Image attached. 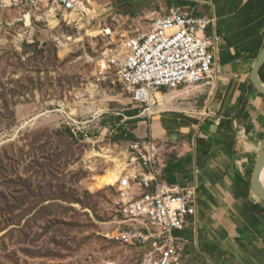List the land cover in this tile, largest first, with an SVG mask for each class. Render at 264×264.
<instances>
[{
	"label": "rangeland",
	"instance_id": "obj_1",
	"mask_svg": "<svg viewBox=\"0 0 264 264\" xmlns=\"http://www.w3.org/2000/svg\"><path fill=\"white\" fill-rule=\"evenodd\" d=\"M131 1L91 0L100 15L79 29L29 23L0 0V264H138L143 257L115 240L120 193L106 184L135 142L119 136L152 139L149 119L165 109L160 101L150 110L133 103L101 67L122 38L148 26L152 10L132 15ZM104 28L112 30L108 39L99 37ZM213 85L193 96L198 107Z\"/></svg>",
	"mask_w": 264,
	"mask_h": 264
},
{
	"label": "crops",
	"instance_id": "obj_2",
	"mask_svg": "<svg viewBox=\"0 0 264 264\" xmlns=\"http://www.w3.org/2000/svg\"><path fill=\"white\" fill-rule=\"evenodd\" d=\"M131 4L130 14L181 9L208 17L215 25L210 33L219 38L218 76L206 107H198L196 92L211 84L163 92L165 109L149 119L147 129L159 145L160 180L198 188V213L186 231L177 233L184 243V264H264V202L252 192L264 151V97L250 90L264 51V0ZM248 100L245 120L238 122Z\"/></svg>",
	"mask_w": 264,
	"mask_h": 264
},
{
	"label": "built area",
	"instance_id": "obj_3",
	"mask_svg": "<svg viewBox=\"0 0 264 264\" xmlns=\"http://www.w3.org/2000/svg\"><path fill=\"white\" fill-rule=\"evenodd\" d=\"M1 3L6 11L20 10L29 23L35 17L48 24L85 29L93 26L100 15L91 0ZM148 21L146 29L122 38L120 46L101 62L103 71L116 74L117 82L131 95L133 103L150 109L158 104L157 94L165 90L214 84L219 56V38L210 33L214 20L171 9L154 12ZM112 35L110 28L99 32L103 39ZM130 151L116 169L120 229L114 238L142 251L138 264H184V243L177 233L186 231L198 213V188L160 180L159 145L155 140L135 141Z\"/></svg>",
	"mask_w": 264,
	"mask_h": 264
},
{
	"label": "water",
	"instance_id": "obj_4",
	"mask_svg": "<svg viewBox=\"0 0 264 264\" xmlns=\"http://www.w3.org/2000/svg\"><path fill=\"white\" fill-rule=\"evenodd\" d=\"M264 69V51L262 52L256 67L251 76V81L256 87L257 93L264 95V80L262 79V71ZM250 100H248L241 111V114L238 117V122L245 120V115L249 107ZM253 194L262 202H264V151L260 155L253 174Z\"/></svg>",
	"mask_w": 264,
	"mask_h": 264
},
{
	"label": "trees",
	"instance_id": "obj_5",
	"mask_svg": "<svg viewBox=\"0 0 264 264\" xmlns=\"http://www.w3.org/2000/svg\"><path fill=\"white\" fill-rule=\"evenodd\" d=\"M133 4H131V8H133V6H132ZM132 15H136L135 13H131ZM262 79L264 80V69H263V71H262ZM250 90H254V91H256L257 89H256V87L254 86V84L251 82V84H250ZM260 95H262L263 97H264V95L263 94H261V93H259ZM129 114V117H134V115H136L137 114V112L136 113H133V112H129L128 113ZM119 120H121V119H119ZM253 127H249V130H251ZM118 140H127V141H137L138 140V138L136 137V135L134 134V133H131L130 131H127V132H124V133H122L120 136H119V138H118Z\"/></svg>",
	"mask_w": 264,
	"mask_h": 264
},
{
	"label": "bare ground",
	"instance_id": "obj_6",
	"mask_svg": "<svg viewBox=\"0 0 264 264\" xmlns=\"http://www.w3.org/2000/svg\"><path fill=\"white\" fill-rule=\"evenodd\" d=\"M157 99H158V101L162 102L163 96L161 94H157ZM153 107L154 106H152L150 109H152ZM116 168H118V167H116ZM118 176H119V174L117 173V170L112 169L108 174H106V181L108 182L106 184L107 185L115 184L119 178Z\"/></svg>",
	"mask_w": 264,
	"mask_h": 264
}]
</instances>
